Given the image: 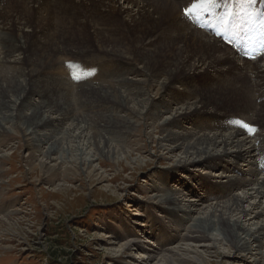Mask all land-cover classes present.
Segmentation results:
<instances>
[{
	"label": "rangeland",
	"instance_id": "374dc122",
	"mask_svg": "<svg viewBox=\"0 0 264 264\" xmlns=\"http://www.w3.org/2000/svg\"><path fill=\"white\" fill-rule=\"evenodd\" d=\"M237 1L243 2L240 4L242 9L247 4L246 1L250 2V0ZM187 3L188 0L186 6ZM170 21L173 22L172 19ZM73 34L80 36L75 32ZM126 38L127 36L123 35L117 36L115 39L126 43ZM1 40L5 44L0 47V57L3 58L4 52L8 49L9 44H13L14 38L6 36ZM80 42L92 45L94 40L91 37H81ZM224 53L229 54L231 51L226 50ZM26 58L29 61L30 59L36 60L32 57L31 51L27 52ZM73 58L69 57L67 60L55 62L58 63L53 65L55 68L48 71L42 67L43 72L53 73L50 75L51 80L59 78L58 75H64L65 82H67L66 86H59L53 82L50 87L45 88L40 71L37 72V76L42 79L40 82L31 83L28 77L25 78L27 82L22 79V83L27 85L26 93L31 92V96L26 103L21 104V99L18 98L16 101L15 94H12L10 98L12 102L9 103V106L17 102L13 112L12 108H6L7 104L2 102L7 91H4L0 84V264H162L160 263L161 256L165 257L163 259L166 261L173 260V263L166 262V264H264V215L259 218L255 217L260 212L264 213V200H260L263 205L258 207L257 201L253 202L248 199V196L246 197L248 190L242 193L240 189L234 191L233 188L230 193L225 194L224 198L219 200L206 198L209 186L203 187V185H210L209 181L225 182L228 175L226 170L211 169L209 165H206L211 161L196 164L193 161L189 162L183 159L185 156L182 154V149L173 152L174 145L165 139L168 130L169 132L181 133L183 130L191 128L192 121L184 116L183 119L174 123L176 126L179 125L178 128H172L167 124L170 115L179 114L176 111H169L167 115H159L157 110L152 107L153 101L161 103L167 100L165 96L163 100L159 97L157 94L158 86L154 82L144 86L145 94L142 97L134 98V103L130 102V107H125L119 99L105 96L107 91H100L99 93L97 91L99 89H95L104 75L107 81H111V84H108L109 92L114 89L111 85L121 82L120 79L112 80L110 75L112 73L116 76L121 75L123 71L121 68L124 67L120 66L117 71L109 74L107 72L111 66L116 68V65H110L105 57L98 56L97 53H92L89 57ZM128 62L130 67L139 68L137 59ZM244 62L247 61L244 60ZM94 63H97V66H93ZM113 63H115L114 59ZM155 68L157 65L153 66V69ZM72 74L75 79H73ZM143 78L142 80L145 81L146 78ZM94 80L96 81L94 82ZM125 80L123 79V81ZM5 87L6 85L4 89ZM171 87L178 88V85L173 84ZM38 88L39 93H37ZM65 88H68L70 94L67 93L66 100H63L64 106H59L63 109L61 116L70 118L72 115L69 114V111H71L75 114L66 125L70 124L75 116L89 124L88 129H86L87 127L83 129L87 130L86 134L93 140L91 142L93 147H88L90 145L86 142L77 145L72 142L73 139L69 137L70 134L64 133L55 138L62 139L61 147H63L62 151L59 150L54 155V158L59 157V153L63 152L66 147L70 149L75 146L72 153L77 154L76 147L83 146L84 151L88 149L89 154L94 157V162L91 165L96 169L95 174H99L103 178L102 182L90 181L86 178L87 175L82 173L80 169L83 162L76 160L72 164L73 155H70L68 150L65 151L69 154L65 156V159L67 158L66 161L69 164L57 165L58 161L43 159L41 152H47L52 141L53 144L55 143V139L49 138L50 141L46 140L48 144H41V134L47 133V136H51L49 132L56 129L52 126L58 122L55 114L51 117L49 115L52 120L45 116L51 109H47L44 115L38 119L41 122L37 126L30 127L29 124L24 123V119L31 118L33 113V108L27 109V107L37 105L43 99L45 100L44 94L48 91L54 89L56 93L57 89L63 91ZM126 89L127 87L123 88L122 91ZM34 90L35 93H33ZM62 99L63 97L60 96L59 102L62 103ZM189 102L191 101H186L183 104L189 107ZM259 103H263V100L261 99ZM130 104H135V109L131 108ZM112 107L114 109L111 113L106 114L105 109ZM232 107L234 110L235 106L232 105ZM51 108L54 109L55 107ZM142 108L143 110H141ZM187 110L185 111L189 113L190 109ZM227 111L229 112L226 114L232 112L230 109ZM140 112L141 114H139ZM48 113L51 114V112ZM117 116L129 117L130 119L126 118L127 121H121ZM206 122L209 126L208 130H205V126L203 129L197 128L194 132L197 133L200 129L202 134L212 135L213 133L209 130L215 127L216 122L211 119L206 120ZM124 126H130V128L124 129L122 128ZM107 128L108 133L99 132V130ZM89 129H91L90 132ZM218 131V133L216 132L218 135L225 134L223 129H218ZM257 133L260 131L258 130ZM33 135L39 139V142L31 150L36 159L31 165L35 167L43 159V162L45 161L50 167L57 165L53 170H47V172L44 171L40 174L32 172L28 166L29 140L30 137H34ZM104 140H110L109 145L115 153L109 159L105 153L100 154V150L95 145V142L102 143ZM257 140L259 141V138ZM257 147V151L260 150L261 152V161L264 163V143H258ZM230 152L231 150H228V153ZM255 155L252 160L259 159L260 162V157ZM246 158L248 157L243 154L241 159L235 163L233 158L225 156L219 162L222 167H229L231 170V168L241 167L243 161L249 160ZM214 163L218 164V162ZM245 165L248 166V164ZM241 172L243 175L238 179L239 184L244 178H252L247 175L251 172V166L249 172L245 167L241 168ZM260 174L257 177L263 180L264 169L261 170ZM220 186L221 184H219ZM106 187L111 190L106 189ZM239 195L244 197L246 202L248 200L247 203H249L248 206L244 201L241 206L251 209L249 212L251 216H247L246 219L240 217L237 212L232 214L226 211L227 207H230L231 211L234 210V206L231 207L232 201L235 196ZM171 199L174 200V205H178L173 212L168 211V207L171 206L168 200ZM217 209L219 212L226 211L227 218L232 216L237 220L240 219L243 231L235 229V233L245 238V249L242 248L241 251H237L232 246L231 248L219 246L217 249H205L203 247L212 245L211 242H207L201 247L181 242L178 247L174 245L173 253L169 250L170 252L160 254L161 248L171 240L170 235L178 233L181 237L190 236L191 232L198 229L195 226L198 225L199 219H205L207 213L216 215ZM261 225L263 226L261 227ZM216 228L218 230V226ZM155 229L158 231L156 232ZM250 230L251 232H249ZM155 233L157 234L153 236ZM250 235H253L252 239L249 238ZM221 237L222 235L218 238ZM186 245L196 248L197 253H194L195 250ZM147 252L155 257V260L149 261L148 256L150 255H144ZM227 252L235 257L233 261L235 263L225 262L224 255H227Z\"/></svg>",
	"mask_w": 264,
	"mask_h": 264
},
{
	"label": "bare ground",
	"instance_id": "6f19581e",
	"mask_svg": "<svg viewBox=\"0 0 264 264\" xmlns=\"http://www.w3.org/2000/svg\"><path fill=\"white\" fill-rule=\"evenodd\" d=\"M184 1L0 0V47L5 45L1 39L6 38V36H12L14 38L13 44H9L8 49L4 52V57H0V84L3 87L2 89L7 91V95L3 98L2 102L7 104L6 108H12V112L17 104L16 102L12 103V106H9V103L12 102L10 99L12 94H15L16 101L20 98L21 104L26 103L30 99L31 92L26 93L27 85L22 83V79L24 82H27L25 78L28 77L31 83L40 82L42 79L37 76L38 71H40V76L44 79L43 84H45V88L50 87L53 82L59 86H66L67 82H65L64 75H58L59 78H53L51 80L50 75L53 73H46L48 70L55 68L53 65L58 64L55 62L67 60L69 57H74L75 59L89 57L92 53H97L98 56L105 57L110 62V65H116V68H112L111 66V69L107 73L111 74L117 71L120 66L124 67L121 68L123 70L121 75L116 76L114 73L110 75L112 80L120 79L119 81L121 82L120 84L115 83L116 85L113 83L111 87L114 89L110 92L108 84H111V81H107L105 75L102 76L99 81L100 83L98 82V87H94L95 89H99L97 90L99 93L100 91H107L108 93L106 95L104 94L105 96L119 99L124 103L125 107H130L129 103L133 102L134 98L142 97L145 94V87L149 83L154 82L158 86L157 94L159 97L163 100L165 96L167 100L161 103L153 101L151 103L152 107L157 110L159 115H167L169 111H176L179 114H175L174 116L170 115L167 124L172 128H178L179 125L176 126L174 123L183 119L184 116L192 121L189 130H183L181 133L169 132V130L166 132L165 139L174 145V149L172 148L173 152L182 149V154L185 156L183 159L189 162L193 161L196 164L211 161L206 165H209L213 170L220 171L228 169L220 165L219 160L223 157L230 156L236 163L245 154L249 158L246 162L254 165L251 173H247L252 178H244L239 184L236 177L226 176L227 180L224 183H227V189L233 188L234 191L240 189L242 193L248 190L249 192L248 195L246 194V197L248 196V199L253 202L257 201V206L260 207L264 204H261V201L264 200V179L262 180L261 178L260 180L257 177L261 175L262 168H257L255 159L252 160V158L254 151L256 152L258 149V143H264V33L260 30V27H263L264 31V24L260 22L264 21V0H262L263 4H260L258 9H254L256 13L252 12L251 7L247 6L249 4L248 1H246L247 4L244 5L241 11H236L238 7L242 8L240 4L243 2L239 3L237 0H232L231 2L227 1L224 3V0H204L201 3V0H192L188 5L189 15H184L180 12V6ZM260 1L253 0L254 3ZM215 14L222 17L221 22L212 19V16ZM202 16L205 17L203 18ZM207 16H209L208 19L206 18ZM73 32L80 36L73 34ZM123 35L127 36L125 39L126 43L122 42V40L115 39L117 36ZM81 37H91L94 43L92 45L83 44L80 42ZM241 40H245V42ZM237 48L239 50H236ZM226 50L231 51V53L225 54L224 52ZM28 51H31L32 57L36 60L30 59L29 61L26 58ZM233 53L237 54V56H233ZM244 57L246 58L244 59ZM113 59L115 63H113ZM135 59L138 61L139 68L129 66L130 63L128 61ZM244 60L258 64L252 65L244 62ZM152 64L153 66L157 65V68L153 69ZM42 67L47 69V71L43 72ZM143 77L146 78L145 81L142 80L144 79ZM123 79L126 80L123 81ZM104 83L106 84L104 85ZM173 84H177L178 88H172L171 86ZM5 85L6 87L4 89ZM95 86L97 85L95 84ZM125 87L127 89L122 91ZM65 90L60 91L57 89L56 93L54 89L48 91V93L44 94L45 100L43 99L37 105L27 107V109L33 108V113L31 114V118L24 119V123L29 124L30 127L37 126L41 122L38 119L44 115L47 109H51L48 111L51 114L47 112L45 116L50 118L51 115L55 114L57 115L56 120L58 122L52 126L56 129L49 130L51 136H47V133L41 134V144H48L46 140H49V138L55 139L58 135L67 133L70 134L69 137L73 139V143L75 142L79 145L81 142L83 144L86 142L90 145L88 147L91 148L93 145L91 142L93 140L86 134L87 130L83 129L86 127L88 129L89 124L79 120L75 116L74 120L66 125L72 120L75 114L71 111H69V114L71 113L72 117L65 118L61 116L63 109L59 106H64L63 100H66L67 93H69L68 88H65ZM39 92L38 88L37 93ZM33 93H35V90ZM122 93L125 94L123 95ZM60 96L63 97L62 103L59 102L61 99L58 100ZM261 99L263 103H259ZM186 101H191L188 103L189 107L183 104ZM232 105L235 106L234 110H232ZM51 107L55 108L53 109ZM135 107V104L131 105V108L135 109ZM113 109L114 107L106 108V114H110ZM187 109H190L189 113L185 111ZM229 109L232 112L230 111L231 113H227V115L226 112H229L227 111ZM89 116L91 117V115ZM117 118L121 119V121H127L126 118L130 119L129 117L120 116H117ZM208 119L217 122V127L209 130L213 133L212 135L209 134L210 137L205 133L202 134V131H200L205 126V130L209 129L206 122ZM229 119L230 122L233 120L243 121L247 129H239L238 127L241 123L227 125ZM58 127L60 128L57 129ZM122 128L129 129L130 126H124ZM197 128L200 129L196 133L194 130H197ZM218 129L225 130V134L218 135ZM230 129H232L231 132L227 131ZM248 129L253 131L252 137H245L244 133H242L243 130L247 131ZM106 130L109 131L107 128L99 130V132L102 134L108 133ZM258 130L260 133H257ZM256 137L259 138V141ZM30 138L27 164L32 172L41 174L44 171L53 170L58 164L64 163L66 165L68 161H66L67 158L65 159V156L69 155V152L70 155H73L72 164L76 160L83 162V165L81 163L82 167L80 169L82 173L87 175L86 178L90 181L96 180L102 182L101 180L103 178L99 174H95L96 169L91 165L94 162V157L89 154L88 149L84 151L83 146L76 147L77 154L72 153L75 146L70 149L66 147L63 152L59 153V157L54 158V155L59 150L62 151L63 147H61L62 139L58 138L55 139L54 144L52 143L53 141L51 142L47 152H41L43 159L58 161L57 165L50 167L42 159L35 167L32 166L31 163L35 162L36 159L34 158L35 154L31 150L39 142V139L36 136ZM109 141L104 140L102 143L95 142V145L100 150V154L105 153L108 159L115 155L109 145ZM252 142L255 143L256 147L251 144ZM67 150L68 152H65ZM228 150H231V152L228 153ZM87 151L88 153H85ZM76 157L77 159H75ZM214 162H218V164ZM241 167L244 168L246 165L244 164ZM222 185L223 182L220 187ZM106 189L111 190L109 187H106ZM225 194H228L226 189L223 190V196ZM213 200H219V198H213ZM244 201L246 202L244 197H240V195L235 196L231 205L232 208L234 206V210L231 211L229 209L230 207H227L226 211L232 214L237 212L240 214V217L242 216L246 219L247 216H251L249 213L251 209L241 206V203H244ZM168 202L171 204L168 207V211L173 212L178 205H174L175 202L173 199L168 200ZM198 211L200 212V209ZM226 211L219 212L217 209L216 212L218 213L216 215L214 213H207L208 216L206 214V217L203 215L205 219H199L198 225L195 226L198 229L191 232L190 236L181 237L178 233L170 235L171 240L161 248L160 254L163 255L164 252H170L169 250L173 253L174 245L178 247L181 242L199 245L200 247L207 242H211L212 245L203 247L205 249H217L219 246H226V248H231L232 246L237 251H241L242 248L245 249V238L235 233V229H241L243 231L240 225V219L237 220L232 218V216L227 218L228 214ZM257 215L255 217L259 218L264 213L260 212ZM217 226L218 230H216ZM155 230L156 232L158 231L157 229ZM259 231L261 232V230ZM156 234H153V236ZM221 235L222 237L218 238ZM251 237L253 235L249 236V238ZM180 247L179 249H181ZM187 247L193 248L190 246ZM193 249L195 250L196 248ZM196 250L194 253H197ZM177 253L175 252V254ZM144 255L147 256L150 253L147 252ZM148 257L149 261L155 260V257L152 255ZM163 258L165 257L161 256L162 260L160 263H173V260L166 261ZM224 258L227 263L235 260V257L228 252L227 255H224Z\"/></svg>",
	"mask_w": 264,
	"mask_h": 264
},
{
	"label": "snow or ice",
	"instance_id": "6c2138e0",
	"mask_svg": "<svg viewBox=\"0 0 264 264\" xmlns=\"http://www.w3.org/2000/svg\"><path fill=\"white\" fill-rule=\"evenodd\" d=\"M204 2V0H201V3H203Z\"/></svg>",
	"mask_w": 264,
	"mask_h": 264
}]
</instances>
